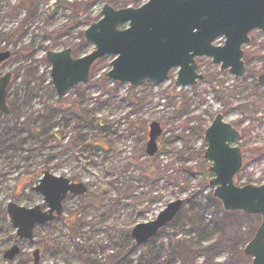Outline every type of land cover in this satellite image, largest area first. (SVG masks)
I'll use <instances>...</instances> for the list:
<instances>
[{"label":"rangeland","instance_id":"374dc122","mask_svg":"<svg viewBox=\"0 0 264 264\" xmlns=\"http://www.w3.org/2000/svg\"><path fill=\"white\" fill-rule=\"evenodd\" d=\"M17 1L0 0V32L9 31L22 21V12L15 10ZM33 1L38 5V13L25 24L19 41L0 42V52L8 50L11 53L9 59L0 64V76L29 63L40 74L48 76L50 66L43 47L60 51L84 44L85 49L76 57L88 54L93 46L83 41V30L87 26L82 22L83 18L88 16L97 20L103 5L109 1L136 8L148 0H74L83 2L80 10L83 11L78 12L77 17H70L66 8L70 3L57 5L56 0ZM75 18H78L77 22ZM28 43L36 47L33 55L21 58L12 55L15 48ZM222 43L223 39L215 41V45ZM242 50L246 69L242 78L220 73L218 66L209 59L197 58V72L203 78L195 86L186 88L174 84L176 70L157 85L143 81L132 88L127 83L108 81L109 85L101 87L98 77L109 70L113 58L105 57L96 62L91 67L88 82L82 85L87 89L85 104L95 111L93 120L107 124L109 133L100 134L98 144L101 149L93 152L95 155L91 159H87L88 151L83 146H62L63 143L53 140L45 147L35 140L19 151L0 154V264H31V253L35 249H40L42 264H90L92 261L118 264L117 255L123 249L122 264H136L138 256L146 254L150 245L133 247L128 243L124 247L125 235L128 234L131 240L129 232L134 225L152 221L169 202L177 199L206 207L205 217L211 223V229L224 234L225 245L222 244L217 257L209 264H250V259L242 253L244 246L241 248V244L253 232L259 218L225 212L220 203L211 200L209 192L212 190L207 182L213 175H208L209 162L202 156L206 144L198 135L216 114H221L240 133L236 145L242 152L243 165L234 179L235 184L241 186L251 181L254 186L264 185V158L253 159L254 153L264 147V87L257 81L258 75L264 73V34L259 30L252 31L249 43ZM19 81L11 85L8 96L20 88ZM73 92L71 89L64 94L67 102L73 100ZM27 101L29 103L21 111L22 119L30 115L35 117L40 109L37 101ZM251 103H255L252 111L246 112ZM53 117L59 122V115ZM151 122L160 125L162 134L156 141L157 154L149 158L145 154V144ZM12 126L14 119L0 117V130ZM54 126L52 131L58 127ZM181 137L187 142V151L182 150ZM52 154H59L62 159L48 161L47 157ZM45 171L83 183L87 192L82 196L68 195L62 202L60 217L35 227L33 245L20 242L7 216L6 205L9 202L24 207L39 205L42 210H47L42 196L33 191ZM174 234L171 227L164 228L154 246L164 247ZM215 238L217 235H212L211 242ZM179 239L184 237L177 234L174 241ZM57 242L62 245L59 252L66 251L58 257L52 249ZM14 244L20 246L21 252L13 261L7 262L3 254ZM202 261L199 258L198 264Z\"/></svg>","mask_w":264,"mask_h":264},{"label":"water","instance_id":"95a60500","mask_svg":"<svg viewBox=\"0 0 264 264\" xmlns=\"http://www.w3.org/2000/svg\"><path fill=\"white\" fill-rule=\"evenodd\" d=\"M98 16L83 31V41L93 46L88 54L75 58L70 48L45 53L50 83L57 96L86 84L92 65L105 57L113 59L103 78L127 83L132 88L143 81L157 85L174 69L176 86H194L202 80L196 58H208L219 66L220 73L242 78L245 74L242 47L248 44L253 30L264 34V0H148L136 8L105 4ZM218 39L224 40L222 45L214 44ZM9 57V51H1L0 64ZM11 78L10 72L0 76V113L4 115L9 113L6 96ZM258 82L264 86V74L258 76ZM161 133L158 123L148 125L145 144L148 157L156 154V140ZM239 139V132L221 114H216L205 129L203 158L210 163L208 170L214 175L208 187L224 211L260 217L261 222L245 245L243 255L251 264H264V185L234 183L242 167V154L235 145ZM33 191L42 196L47 210L39 205L24 207L13 202L6 206L16 237L30 243L36 226L61 216L62 202L68 195H84L87 188L83 183H73L45 171ZM184 203V199L169 202L152 221L134 225L129 236L135 245L140 246L156 236L175 218ZM19 251L13 245L5 252L4 259L12 261ZM31 264H41L39 250L32 252Z\"/></svg>","mask_w":264,"mask_h":264},{"label":"trees","instance_id":"16d2710c","mask_svg":"<svg viewBox=\"0 0 264 264\" xmlns=\"http://www.w3.org/2000/svg\"><path fill=\"white\" fill-rule=\"evenodd\" d=\"M73 1L74 0H56L55 4L70 3L66 7L69 10V15L70 17L73 15L77 17L78 12L80 13L83 11H80L83 2ZM108 4L114 8L126 7V4L123 2L116 3L109 1ZM15 10L22 12V21L9 31L0 32V42L19 41L20 36L24 33L25 24L29 19L36 17L38 13V5L33 0H18L16 2ZM77 20L78 18L74 19L75 22H77ZM92 21L93 20L88 16L82 19V22L86 25H89ZM35 49L36 47L33 43H28L26 45H21L18 49L15 48L12 55L17 58L30 57L33 55ZM84 49L85 45L80 44L74 49H71L72 55L74 57L80 56V53L83 52ZM48 50V47H43L44 52ZM262 70H264V63ZM12 74L13 76L8 87V92L10 91L11 85L16 84L17 80H20L18 83L20 88L14 95H7L9 114L2 115L0 113V117L3 119H14V126L4 131L0 130V154L8 151H19L24 145H30L35 140L41 142L43 147H45L50 140L59 144L63 143L62 146L65 144H72L74 146L81 145L84 147L85 151H88V160L95 155L93 152H96L97 149H101L98 144L100 139L98 137H100L101 133H109V127L101 120L95 121L92 119L95 111L88 109V105L85 104L87 89L82 85L73 88L74 98L72 101L67 102L64 96L56 97L49 83V77L40 74L38 69L32 63L17 68ZM97 81L101 84V87L110 84L107 80L102 78V74L98 77ZM25 95H27V97ZM29 99L37 101L40 109L35 117L30 115V117L22 119V110L27 106V103H29L27 101ZM254 105L255 103H251V105L248 104L245 109L246 112H251ZM56 114L60 116L59 122H56L55 117H53V115ZM54 123L58 125V127L56 130L52 131L55 127ZM23 132H26L25 136L23 135ZM92 132H97L98 134L95 135L92 134ZM203 132L204 130H199L198 135L201 136V138ZM43 137L46 138L42 139ZM181 139L183 140L182 150L187 151V142L182 137ZM52 155L53 156L51 157H47L48 161H56L61 158L59 154L58 156L55 154ZM254 155L255 157L253 159L264 158V147L263 149H259L257 154L255 152ZM248 158L249 157H246V159ZM208 175L211 176L212 173L209 172ZM250 183L251 181L247 184ZM209 197L213 202L219 204V202L212 197L211 192H209ZM206 212V207L200 206L199 204L193 205L189 201H186L183 208L173 221L166 226L171 227L175 231V234L169 237V240L164 247H155L154 242L159 233L164 229L160 230L154 238L146 243L147 245H150V249L146 254L138 256L136 264H198L199 258L203 259L200 264L212 263L213 259L217 257L219 249L223 247L222 244L225 245V241L223 239L224 234L219 232L216 233L211 229V223L208 222L205 217ZM220 212L223 214V211ZM224 215L227 214L225 213ZM259 222L260 220H258L256 227L248 236L247 240L241 244V248L252 238ZM177 234H180L184 239L174 241V237ZM212 235H217V238H215L216 240L214 239L213 242H211ZM127 240H129L128 234L125 235L124 247H126L128 243L131 246L133 244V247H135L131 240L128 242ZM60 246H62L61 242H57L53 245L52 249L54 250V256L56 257L63 255L66 252L65 250V252L62 250L59 252V249L61 248ZM123 250L124 251H120L117 255L118 264H122L121 255L125 252V249ZM76 252L78 251L76 250ZM87 263H89L88 259ZM90 264L97 263L92 261Z\"/></svg>","mask_w":264,"mask_h":264},{"label":"flooded vegetation","instance_id":"af4514ba","mask_svg":"<svg viewBox=\"0 0 264 264\" xmlns=\"http://www.w3.org/2000/svg\"><path fill=\"white\" fill-rule=\"evenodd\" d=\"M57 218H58V217H57ZM57 218H56V219H57ZM56 219H55V220H56ZM52 222H53V221H52ZM18 240H19V239H18ZM20 242H21V241H20ZM33 242H34V241H33ZM33 242L30 243V244L33 245ZM14 245H17V244H14ZM12 246H13V245H12ZM12 246H11V247H12ZM17 246L19 247V250H20V251H19V253L15 256V258H16V257L20 254V252H21L20 246H19V245H17ZM9 248H10V247H9ZM35 250H39V252H40V249H35ZM35 250H33V251H35ZM6 251H7V250H6ZM6 251H5V252H6ZM33 251H32V252H33ZM5 252H4V254H5ZM4 254H3V259H4ZM15 258H14V259H15ZM14 259H13V260H14ZM4 260H5V259H4ZM13 260H12V261H13ZM40 260H41V252H40ZM6 261H7V260H6ZM7 262H11V261H7ZM31 263H32V253H31ZM41 264H42V263H41Z\"/></svg>","mask_w":264,"mask_h":264},{"label":"bare ground","instance_id":"6f19581e","mask_svg":"<svg viewBox=\"0 0 264 264\" xmlns=\"http://www.w3.org/2000/svg\"><path fill=\"white\" fill-rule=\"evenodd\" d=\"M186 88V87H185Z\"/></svg>","mask_w":264,"mask_h":264}]
</instances>
